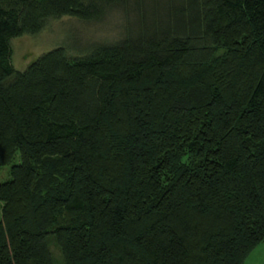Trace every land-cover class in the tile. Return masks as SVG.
<instances>
[{"label":"trees","instance_id":"trees-1","mask_svg":"<svg viewBox=\"0 0 264 264\" xmlns=\"http://www.w3.org/2000/svg\"><path fill=\"white\" fill-rule=\"evenodd\" d=\"M146 4L0 0V264H243L264 241V0ZM114 9L136 28L14 69L12 38Z\"/></svg>","mask_w":264,"mask_h":264},{"label":"rangeland","instance_id":"rangeland-1","mask_svg":"<svg viewBox=\"0 0 264 264\" xmlns=\"http://www.w3.org/2000/svg\"><path fill=\"white\" fill-rule=\"evenodd\" d=\"M150 8V0H147L146 10L149 11ZM138 21L139 17L135 12L131 10L123 16L121 9L111 10L99 21H84L64 16L50 21L37 33L12 38L11 63L15 70L23 71L38 56L56 47H63L68 55H82L93 44L117 40L126 29H135ZM18 162L19 155H16L13 161L0 167V182L9 178L10 167ZM1 206L0 201V218ZM51 250L59 259V251L53 244ZM243 264H264V241L251 251Z\"/></svg>","mask_w":264,"mask_h":264}]
</instances>
